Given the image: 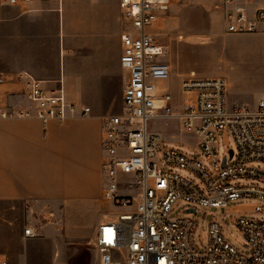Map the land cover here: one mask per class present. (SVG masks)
I'll list each match as a JSON object with an SVG mask.
<instances>
[{
    "label": "built area",
    "instance_id": "1",
    "mask_svg": "<svg viewBox=\"0 0 264 264\" xmlns=\"http://www.w3.org/2000/svg\"><path fill=\"white\" fill-rule=\"evenodd\" d=\"M65 1L0 0V6L32 11L43 3L61 11ZM182 1L118 0L121 66L127 80L122 111L102 119V199L124 212L97 225L93 239L97 264H264V218L249 217L264 215V99L254 110L229 106L226 79L203 78L195 72L181 78L179 106L168 88L159 87L174 71L164 61L166 50L157 41V31ZM249 1L218 0L225 33L264 34V8L250 17L241 6ZM24 79V94L33 109L0 106V119L63 122L78 111L90 113L89 107L69 102L62 89L47 91L34 78ZM9 81L14 82L0 73V86ZM155 121L175 122L179 130L190 131L199 153L187 155L177 147L162 146V134L150 126ZM221 134L232 138L233 150L223 149ZM247 201L253 202L251 210L232 221L246 241V253L225 240L216 221L210 225L208 244L201 242L203 250L197 248L193 241L197 221L190 216L196 215L194 207L227 212L230 205L242 207ZM180 204L187 205L183 210L187 215L171 218ZM38 235L34 226L23 231L26 239ZM0 264L9 262L0 256Z\"/></svg>",
    "mask_w": 264,
    "mask_h": 264
},
{
    "label": "crops",
    "instance_id": "2",
    "mask_svg": "<svg viewBox=\"0 0 264 264\" xmlns=\"http://www.w3.org/2000/svg\"><path fill=\"white\" fill-rule=\"evenodd\" d=\"M241 6L253 17L264 0ZM0 12V73L14 80L0 86V106L33 109L24 94V76H30L45 90L62 89L69 102L90 108L88 115L78 111L63 122L0 119V202L37 200L61 209L103 200L100 105L109 88L124 89L127 80L118 0H67L61 11L43 3L32 11L0 6ZM181 101L174 100L177 106Z\"/></svg>",
    "mask_w": 264,
    "mask_h": 264
},
{
    "label": "rangeland",
    "instance_id": "3",
    "mask_svg": "<svg viewBox=\"0 0 264 264\" xmlns=\"http://www.w3.org/2000/svg\"><path fill=\"white\" fill-rule=\"evenodd\" d=\"M217 5L215 0H184L160 24L157 41L165 47L164 61L174 68L172 80L166 85L177 102L183 99L177 75L194 71L203 78L223 77L229 84V106L240 104L254 110L264 99V35L218 34L225 32ZM178 36L184 40L179 41ZM52 44L55 50L56 41ZM59 45L62 50L61 40ZM122 89L109 88L106 104L100 105L104 116L122 111ZM150 126L162 133V146L177 147L187 155L199 153L196 137L190 131L179 130L177 123L155 121ZM220 140L223 149L235 148L230 136L221 134ZM245 204H232L227 212L194 207L196 215L190 216L197 221L193 240L197 248L203 250L201 242L208 244L210 225L216 221L223 227L225 240L246 253V241L232 223L251 210L253 202ZM186 206L178 205L171 218L187 215L183 213ZM123 212L104 200L79 202L61 209L37 200L0 202V256L9 264H97L93 246L97 224ZM249 217L260 219L264 215ZM28 226L39 229V235L25 242L23 231Z\"/></svg>",
    "mask_w": 264,
    "mask_h": 264
},
{
    "label": "water",
    "instance_id": "4",
    "mask_svg": "<svg viewBox=\"0 0 264 264\" xmlns=\"http://www.w3.org/2000/svg\"><path fill=\"white\" fill-rule=\"evenodd\" d=\"M230 155L232 156V152L230 153ZM224 164H225V161H224ZM224 164H223V166H224ZM190 213H194V211H190Z\"/></svg>",
    "mask_w": 264,
    "mask_h": 264
},
{
    "label": "bare ground",
    "instance_id": "5",
    "mask_svg": "<svg viewBox=\"0 0 264 264\" xmlns=\"http://www.w3.org/2000/svg\"><path fill=\"white\" fill-rule=\"evenodd\" d=\"M203 45V44H202Z\"/></svg>",
    "mask_w": 264,
    "mask_h": 264
}]
</instances>
